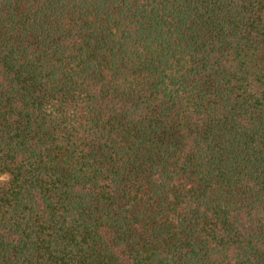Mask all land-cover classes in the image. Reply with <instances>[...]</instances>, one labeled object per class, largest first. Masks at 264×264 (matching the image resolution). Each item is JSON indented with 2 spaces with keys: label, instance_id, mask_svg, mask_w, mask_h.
<instances>
[{
  "label": "trees",
  "instance_id": "obj_1",
  "mask_svg": "<svg viewBox=\"0 0 264 264\" xmlns=\"http://www.w3.org/2000/svg\"><path fill=\"white\" fill-rule=\"evenodd\" d=\"M0 264H264V0H0Z\"/></svg>",
  "mask_w": 264,
  "mask_h": 264
}]
</instances>
